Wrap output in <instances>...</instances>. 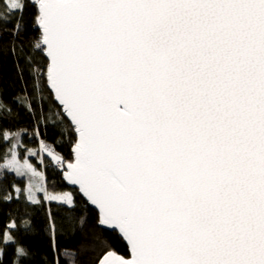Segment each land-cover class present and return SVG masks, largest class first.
<instances>
[{
  "label": "snow or ice",
  "instance_id": "snow-or-ice-1",
  "mask_svg": "<svg viewBox=\"0 0 264 264\" xmlns=\"http://www.w3.org/2000/svg\"><path fill=\"white\" fill-rule=\"evenodd\" d=\"M5 56L32 78L13 102L35 137L51 122L69 149L42 141L37 168L32 149L18 159L24 130L0 129V206L46 209L53 264L66 231L83 234L82 264H264V0H0ZM35 234L27 211L10 215L0 264L9 249L8 264H33Z\"/></svg>",
  "mask_w": 264,
  "mask_h": 264
},
{
  "label": "trees",
  "instance_id": "trees-1",
  "mask_svg": "<svg viewBox=\"0 0 264 264\" xmlns=\"http://www.w3.org/2000/svg\"><path fill=\"white\" fill-rule=\"evenodd\" d=\"M26 38H33L38 36V33L28 32L25 34ZM14 59L12 57L5 56L2 60H0V92H2L3 100L9 104L12 109V115L10 117L0 119V129L7 128L12 132H22V135L19 137L20 142L23 143V148L15 149L20 153L18 159L23 162V154L28 150L32 149L35 152H38L37 156L30 157L31 163L37 168H42L43 165L37 163L42 160L46 155L43 152H39L41 142H46L47 144H51L55 147V149L60 152L62 155L67 156L69 149L64 147L63 143H57L56 141L60 139V128L56 127L53 123L48 122L47 125L40 124L39 133L40 139H37L34 135L35 132V121L28 115L24 108L17 105L13 102V97L17 95H22L23 90L27 87L28 93L32 92V78L29 75L27 70L24 71V80H20L18 78V73L16 68L14 67ZM23 64V60L20 61ZM45 96L48 95V92L45 91L43 93ZM49 105L47 101L44 102V114L47 116ZM53 112L56 111L55 108L52 109ZM40 113V108L37 107V115ZM9 139H12L10 136ZM7 145H5L3 140H0V151L6 150ZM48 175L51 177V168L48 169ZM14 176H9L6 181L3 183L11 184L14 180ZM15 182L19 187L23 188L25 186L24 181L21 179H15ZM29 182L36 184L39 183L38 180H32L29 178ZM51 191L56 193L62 192H76L77 202H79V198L81 195L79 192L67 186L66 183H57L53 185L51 179H49L48 183L45 185ZM37 197H42L43 193H36ZM47 203V202H46ZM52 203V212L54 215L59 218L64 215V213L58 209L55 205V202ZM28 212L33 224L36 228V234L34 236H30L22 240V242L27 245V247L34 252L33 256V264H42V261L47 259L49 264H53V253L51 252L48 246V239L46 234L43 232L44 225L46 223L45 219V211L46 209H40L39 207L32 208L30 202L28 203V208H25L24 203H12L7 206H0V228H2L5 224L8 223L11 218L19 220L21 216H24L25 212ZM94 210L90 214H94ZM83 239V234L77 233L73 235L70 231H66L64 233L58 234L57 236V245L60 254V264H66L65 257L63 255L65 250L69 252H77V260L76 264H82V261H87L88 256L80 254V244ZM120 253L122 255H127V247L125 244L120 245ZM12 256V250L9 249L5 256V264H8L9 259Z\"/></svg>",
  "mask_w": 264,
  "mask_h": 264
},
{
  "label": "water",
  "instance_id": "water-1",
  "mask_svg": "<svg viewBox=\"0 0 264 264\" xmlns=\"http://www.w3.org/2000/svg\"><path fill=\"white\" fill-rule=\"evenodd\" d=\"M67 186L70 187V188H74V189H76L78 191V186H70V185H67ZM80 195L82 196V194H80ZM92 209L95 211L94 206H92Z\"/></svg>",
  "mask_w": 264,
  "mask_h": 264
},
{
  "label": "rangeland",
  "instance_id": "rangeland-1",
  "mask_svg": "<svg viewBox=\"0 0 264 264\" xmlns=\"http://www.w3.org/2000/svg\"><path fill=\"white\" fill-rule=\"evenodd\" d=\"M45 155H46V153L45 152H43ZM35 181V180H34Z\"/></svg>",
  "mask_w": 264,
  "mask_h": 264
}]
</instances>
